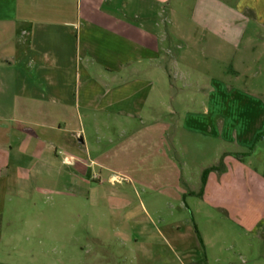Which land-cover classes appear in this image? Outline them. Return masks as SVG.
Wrapping results in <instances>:
<instances>
[{
	"label": "crops",
	"instance_id": "obj_1",
	"mask_svg": "<svg viewBox=\"0 0 264 264\" xmlns=\"http://www.w3.org/2000/svg\"><path fill=\"white\" fill-rule=\"evenodd\" d=\"M249 5L257 20L228 22L215 0H0V234L24 186L58 184L30 162L58 171L61 150L88 153L85 120H135L225 149L193 194L206 252L187 264H264V0Z\"/></svg>",
	"mask_w": 264,
	"mask_h": 264
},
{
	"label": "rangeland",
	"instance_id": "obj_2",
	"mask_svg": "<svg viewBox=\"0 0 264 264\" xmlns=\"http://www.w3.org/2000/svg\"><path fill=\"white\" fill-rule=\"evenodd\" d=\"M240 1L215 0L221 8L212 6L211 18L229 22L225 13L234 9L257 20L250 0ZM257 34H264V25ZM154 124L103 121L98 127L85 120L87 154L61 150L58 171L30 162L58 184L42 187L36 176L33 192L24 186L21 193L32 197L7 209L0 264H187L192 256L205 257L191 211L206 205L193 194L202 188L206 169L224 164L225 149L215 147L212 137H180L177 143L172 131L162 136ZM178 144L193 148L189 158ZM198 220L207 222L202 215Z\"/></svg>",
	"mask_w": 264,
	"mask_h": 264
},
{
	"label": "trees",
	"instance_id": "obj_3",
	"mask_svg": "<svg viewBox=\"0 0 264 264\" xmlns=\"http://www.w3.org/2000/svg\"><path fill=\"white\" fill-rule=\"evenodd\" d=\"M264 136V134H261L258 138H257V141H259V139ZM254 150V147H252L250 149V152H252ZM246 156H248V154H245V155H238L237 157L241 160L243 158H245ZM221 165L220 166H216V167H212V168H209V169H206L203 174H202V189L200 191V193L198 194L199 196H202L203 195V192L205 190V187H206V184H207V181H208V176L210 174L211 171H222L225 167H224V164H223V160L221 161L220 163ZM196 232H197V235L199 237V239L201 240V235L196 227ZM194 264H208L207 263V259L204 258L202 259L201 261L199 262H196Z\"/></svg>",
	"mask_w": 264,
	"mask_h": 264
},
{
	"label": "built area",
	"instance_id": "obj_4",
	"mask_svg": "<svg viewBox=\"0 0 264 264\" xmlns=\"http://www.w3.org/2000/svg\"><path fill=\"white\" fill-rule=\"evenodd\" d=\"M66 162H68V163H71V160H70V159H68Z\"/></svg>",
	"mask_w": 264,
	"mask_h": 264
},
{
	"label": "water",
	"instance_id": "obj_5",
	"mask_svg": "<svg viewBox=\"0 0 264 264\" xmlns=\"http://www.w3.org/2000/svg\"><path fill=\"white\" fill-rule=\"evenodd\" d=\"M81 142H83V141H81Z\"/></svg>",
	"mask_w": 264,
	"mask_h": 264
}]
</instances>
